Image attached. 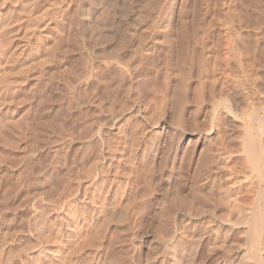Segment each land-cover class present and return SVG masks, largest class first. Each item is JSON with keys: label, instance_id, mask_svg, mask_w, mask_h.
Returning a JSON list of instances; mask_svg holds the SVG:
<instances>
[{"label": "rangeland", "instance_id": "obj_1", "mask_svg": "<svg viewBox=\"0 0 264 264\" xmlns=\"http://www.w3.org/2000/svg\"><path fill=\"white\" fill-rule=\"evenodd\" d=\"M0 1V74L16 81L0 75V264H176L156 242L171 233L180 236L182 264H253L241 216L253 207L255 189L244 178L251 169L241 141L251 93L257 107L264 102V0ZM55 10L63 11L60 21ZM94 24L109 29L104 38ZM191 24L200 43L190 40ZM221 98L241 120L220 108L210 131Z\"/></svg>", "mask_w": 264, "mask_h": 264}, {"label": "bare ground", "instance_id": "obj_2", "mask_svg": "<svg viewBox=\"0 0 264 264\" xmlns=\"http://www.w3.org/2000/svg\"><path fill=\"white\" fill-rule=\"evenodd\" d=\"M3 1V0H2ZM31 1V0H30ZM48 1V0H47ZM54 1V0H53ZM57 1V0H56ZM55 1V2H56ZM64 1V3H65V0H63ZM62 1V2H63ZM92 1V0H91ZM104 1V0H103ZM116 1V0H115ZM117 1H119V0H117ZM116 1V2H117ZM121 1V0H120ZM123 1V0H122ZM126 1H128V0H126ZM129 1H131V0H129ZM128 1V2H129ZM135 1V0H134ZM153 1V0H152ZM152 1H150L151 3H152ZM155 1V0H154ZM161 1V0H160ZM1 2V1H0ZM16 2V1H15ZM14 2V3H15ZM32 2V1H31ZM67 2V1H66ZM93 2V1H92ZM109 2V1H108ZM159 2V1H158ZM181 2H185V1H182L181 0ZM180 2V3H181ZM22 3V2H21ZM24 3V2H23ZM27 3V5H28V2H26ZM51 3H52V1H51ZM68 4L69 3H71V1L70 2H67ZM110 3V2H109ZM112 3H115L114 1L112 2ZM121 3V2H120ZM125 3V2H124ZM123 3V4H124ZM146 3V2H145ZM144 3V4H145ZM156 3H157V0H156ZM183 3H181V4H183ZM263 3V2H262ZM25 4V3H24ZM36 4V3H35ZM74 4V3H73ZM90 4V3H89ZM104 4V3H103ZM107 4V3H106ZM126 5L127 4H129V3H125ZM143 4V3H142ZM154 4H155V2H154ZM180 4V5H181ZM186 4H187V1H186ZM259 4H261V3H259ZM8 5H9V3H8ZM11 5V4H10ZM17 5V4H16ZM43 5V4H42ZM50 5V4H49ZM53 5V7L55 6V4H52ZM57 5V4H56ZM60 5V4H59ZM95 5V4H94ZM111 5H114V4H111ZM117 5V4H116ZM130 5V4H129ZM131 5H132V3H131ZM188 5V4H187ZM24 6V5H23ZM64 6V5H63ZM66 6V5H65ZM115 6V5H114ZM113 6V7H114ZM125 6V5H124ZM128 6V5H127ZM140 6V5H139ZM146 6V5H145ZM184 6H185V4H184ZM51 7V6H50ZM102 7H104V6H102ZM112 7V8H113ZM190 7V6H189ZM255 7V6H254ZM257 7V6H256ZM35 9L36 8H38V7H34ZM48 8V7H47ZM108 8V7H107ZM116 8V7H115ZM122 8V7H121ZM124 8H126V6L124 7ZM127 8H129V7H127ZM132 8V7H131ZM142 8V7H141ZM181 8V7H180ZM6 9V8H5ZM10 9V8H9ZM33 9V8H32ZM60 9V8H59ZM61 9H63V8H61ZM103 9V8H102ZM105 9V8H104ZM130 9V8H129ZM155 9V8H154ZM250 9V8H249ZM24 10H25V8H24ZM29 10H30V7H29ZM37 10V9H36ZM48 10V9H47ZM52 10V9H51ZM95 10V9H94ZM109 10V9H108ZM113 10H114V8H113ZM127 10V9H126ZM257 10V9H256ZM264 10V9H263ZM14 11V10H13ZM32 11V10H31ZM31 11H30V13H31ZM56 11V10H55ZM100 11V10H99ZM116 11V10H115ZM131 11V10H130ZM258 11V10H257ZM23 12V11H22ZM41 12V11H40ZM101 12V11H100ZM121 12V15L122 14H124V13H122V11H120ZM231 12V11H230ZM25 12H23V14H24ZM27 13H29V12H27ZM33 13V12H32ZM65 13V12H64ZM70 13V12H69ZM86 13V12H85ZM94 13V12H93ZM248 13V12H247ZM263 13V12H262ZM5 14V13H4ZM18 14V13H17ZM63 14V11H56V15L54 16V14H53V18H55V21L58 19V17L60 16L61 17V15ZM73 14H74V12H73ZM88 14V13H87ZM90 14V13H89ZM119 14V13H118ZM179 14L181 15V13L179 12ZM255 14V13H254ZM2 15H3V13H2ZM9 15H11V14H9ZM19 15H21V11H20V14ZM34 16H35V14H33ZM33 15H29V16H33ZM37 15H39V14H37ZM36 15V16H37ZM41 15V14H40ZM43 15V14H42ZM67 15V14H66ZM103 15V14H102ZM128 14L127 13H125V16H127ZM183 15H186L187 16V14H185V12H183ZM260 15V14H259ZM262 15V14H261ZM13 16H16V14L15 15H13ZM24 16V15H23ZM47 16V15H46ZM45 16V17H46ZM71 16V15H70ZM105 16V15H104ZM108 16V15H107ZM116 16V15H115ZM123 16V15H122ZM22 17V16H21ZM41 17V16H40ZM73 17V16H72ZM78 17H79V15H78ZM77 17V18H78ZM180 17V16H179ZM250 17V16H249ZM263 17V16H262ZM9 18V17H8ZM31 18V17H30ZM43 18V17H42ZM47 18V17H46ZM52 18V17H51ZM115 18V17H114ZM126 18H128V17H126ZM125 18V19H126ZM182 18V17H181ZM184 19H185V17H183ZM191 18H193V17H191ZM202 18V17H201ZM10 19V18H9ZM12 19V18H11ZM19 19V18H18ZM17 18H16V20H18ZM23 19H25V18H23ZM33 19V18H32ZM48 19V18H47ZM193 19H195V18H193ZM0 20H1V18H0ZM15 20V21H16ZM34 20H36V19H34ZM34 20H32V22L34 21ZM53 20V19H52ZM59 20V19H58ZM73 20H74V18H73ZM79 20V19H78ZM186 20V19H185ZM225 20V19H224ZM223 20V21H224ZM252 20V19H251ZM256 20V19H255ZM49 21H50V16H49ZM60 21V20H59ZM92 21V20H91ZM127 21V20H126ZM153 21V20H152ZM184 21V20H183ZM187 21V20H186ZM189 21V20H188ZM215 21V20H214ZM1 22H3V21H1ZM30 22H31V19H30ZM30 22H29V24H30ZM58 22V21H57ZM73 22V21H72ZM71 22V24H73ZM82 22V21H81ZM101 22V21H100ZM123 20H122V22H121V24L120 23H118L119 25H118V28L117 29H115V33L116 34H118V35H121V37L125 34V32H124V30H125V27H124V24H123ZM185 22V21H184ZM198 22V21H197ZM213 22V21H212ZM215 22H217V21H215ZM256 22V21H255ZM254 22V23H255ZM13 23V22H12ZM11 23V24H12ZM61 23H63V22H61ZM76 23V22H75ZM79 23V22H78ZM83 23V22H82ZM127 23V22H126ZM128 23H130L131 24V22H128ZM127 23V24H128ZM188 23V22H187ZM186 22H185V24H187ZM191 23V22H190ZM195 23V22H194ZM208 23V22H207ZM253 23V22H252ZM5 24V23H4ZM10 24V23H9ZM26 24V23H25ZM33 24H34V22H33ZM39 23H37V24H34V25H38ZM45 25L44 26H46L47 28H48V26H47V24H48V22H45L44 23ZM80 24V23H79ZM86 24V23H85ZM107 24V23H106ZM105 24V25H106ZM114 24V22L111 24V25H113ZM117 24V23H116ZM133 24V23H132ZM7 25H8V22H7ZM115 25V24H114ZM126 25V24H125ZM182 25V24H181ZM192 25V27H190V28H192L191 30L192 31H190V37H192L191 39L186 35V34H184L185 32H186V30L189 28V27H187L186 28V26H188V24L185 26V28H184V31H182L183 33H182V35L184 34V35H186L190 40H192L193 39V41L195 42V41H197L198 40V37H199V35L200 34H198L197 33V31L199 30L198 28H197V26L196 25H194V24H191ZM190 25V26H191ZM232 25V24H231ZM255 25V24H254ZM38 26H40V25H38ZM37 26V27H38ZM71 26V25H70ZM78 26V25H77ZM77 26H76V28H77ZM81 26H82V24H81ZM92 26V25H91ZM102 26H103V24H102ZM102 26L100 25V24H94V29H96L97 31L99 30H101L102 29ZM127 26H129V24L127 25ZM135 26V25H134ZM149 26H151V25H149ZM155 26V25H154ZM153 26V27H154ZM253 26V25H252ZM20 27V26H19ZM89 27H90V25H89ZM106 27V26H105ZM115 27V26H114ZM117 27V26H116ZM133 27V26H132ZM131 27V28H132ZM152 27V26H151ZM262 27V26H261ZM6 28V27H5ZM17 28V27H16ZM15 28V29H16ZM31 28V27H30ZM82 28V27H81ZM90 28H92V27H90ZM136 28V27H135ZM253 28V27H252ZM40 30H41V27L39 28ZM39 29L37 28L36 29V31L38 30V32H39ZM44 29V28H43ZM56 29H58V28H56ZM71 29V28H70ZM87 29V28H86ZM112 29V28H111ZM139 29V28H138ZM198 29V30H197ZM263 29V28H262ZM4 30V29H3ZM72 30V29H71ZM88 30V29H87ZM96 30H95V32H96ZM105 30V29H104ZM103 29L101 30V32H99V35L101 36V38H104L105 36H106V31L107 30H109V29H107L106 31H105V33H102V31H104ZM148 30V29H147ZM7 31V30H6ZM12 31H13V29H12ZM84 31V30H83ZM91 32H92V35L91 36H93V31L94 30H90ZM111 31V30H110ZM209 31V30H208ZM260 31V30H259ZM52 32V31H51ZM56 32V31H55ZM72 32H73V30H72ZM87 32H89V31H87ZM95 32H94V37H92V38H96L95 37ZM113 32H114V29H113ZM112 32V33H113ZM3 33H5V31L3 32ZM11 33V32H10ZM37 33V32H36ZM71 33V32H70ZM107 33H110V32H107ZM134 33V32H133ZM139 33V32H138ZM137 33V34H138ZM202 33H204V32H202ZM201 33V34H202ZM40 34V33H39ZM66 34V33H65ZM72 34V33H71ZM86 34H88V33H86ZM111 34V33H110ZM109 34V35H110ZM4 35V34H3ZM7 35V34H6ZM42 35V34H41ZM108 34H107V38H108V36H109ZM134 35V34H133ZM189 35V34H188ZM260 35H261V33H260ZM264 35V34H263ZM2 36V35H1ZM30 36V35H29ZM35 36V35H34ZM58 36V35H57ZM74 36V35H73ZM77 36H79V35H77ZM114 36H116V35H114ZM130 36V35H129ZM131 36H132V34H131ZM203 35H201V37H202ZM233 36V35H232ZM41 37V36H40ZM51 37V36H50ZM69 37H71V36H69ZM120 37V38H121ZM184 37V36H183ZM201 37H199V39H203V38H201ZM205 37H206V35H205ZM204 37V38H205ZM30 38V37H29ZM28 38V39H29ZM64 38V37H63ZM88 38V37H87ZM106 38V39H107ZM112 38V37H111ZM187 38V39H188ZM39 39V38H38ZM37 39V40H38ZM58 39V38H57ZM66 39V38H65ZM71 39V38H70ZM79 39V38H78ZM80 39H82V37L80 38ZM96 39H98V38H96ZM95 39V40H96ZM108 39H110V38H108ZM131 39V38H130ZM129 39V40H130ZM185 39V38H184ZM46 40V39H45ZM76 40V39H75ZM91 40V39H90ZM204 40V39H203ZM60 41V40H59ZM69 41V40H68ZM78 41V40H77ZM89 41V40H88ZM97 41V40H96ZM101 41V40H100ZM118 41H120V39L118 40ZM124 41H125V39H124ZM185 41V40H184ZM200 41V40H199ZM199 41H197V42H199ZM31 42V41H30ZM54 42H55V40H54ZM61 42H63V41H61ZM76 42V41H75ZM102 42H104V41H102ZM180 42V41H179ZM196 42V43H197ZM201 42V41H200ZM199 42V43H200ZM203 42V41H202ZM19 43V42H18ZM28 43V42H27ZM37 43V42H36ZM92 43V42H91ZM205 43V42H204ZM29 44H31V43H29ZM33 44V43H32ZM31 44V45H32ZM38 44V43H37ZM49 44V43H48ZM54 44V43H53ZM56 44H57V41H56ZM55 44V45H56ZM60 44V43H59ZM105 44V43H104ZM185 44V43H184ZM188 44V43H187ZM206 44V43H205ZM54 45V46H55ZM69 45V44H68ZM121 45V44H120ZM123 45V44H122ZM175 45V44H174ZM193 45V44H192ZM195 45V44H194ZM192 46L193 47V49H194V47L196 48V46ZM199 45V44H198ZM201 45H203L202 43H201ZM201 45H199V46H201ZM229 45V44H228ZM227 45V46H228ZM35 46V45H34ZM38 46H39V44H38ZM43 46V45H42ZM46 46V45H45ZM50 46V45H49ZM101 46H103V44L101 45ZM107 46V45H106ZM117 46V45H116ZM124 46V45H123ZM142 46V45H141ZM153 46V45H152ZM188 46V45H187ZM44 47V46H43ZM64 47V46H63ZM69 47V46H68ZM95 47V46H94ZM93 47V48H94ZM191 47V48H192ZM229 47V46H228ZM233 47V46H232ZM38 48H40V47H38ZM38 48H36L35 47V49H34V47L32 48V50L34 49L35 50V52L37 51L38 52ZM56 48V47H55ZM185 48H186V46H185ZM190 48V47H189ZM230 48V47H229ZM37 49V50H36ZM50 49V48H49ZM52 49H53V47H52ZM68 49V48H67ZM122 49H124V48H122ZM197 49H198V46H197ZM197 49H194V50H196V52H197ZM204 49V48H203ZM203 49H201L202 51H203ZM43 50H44V48H43ZM42 50V51H43ZM47 50H48V48H47ZM82 50V49H81ZM116 50V49H115ZM140 50V49H139ZM145 50V49H144ZM178 50V49H177ZM193 50V51H194ZM200 50V49H199ZM200 50V52H202ZM241 50V49H240ZM239 50V51H240ZM1 51V50H0ZM24 51V50H23ZM46 51V50H45ZM97 51V50H96ZM96 51H94V52H96ZM117 51V50H116ZM185 50H183V52H184ZM205 51V50H204ZM203 51V53H206V52H204ZM225 51V50H224ZM229 51V50H228ZM236 51V50H235ZM36 52V53H37ZM64 52V51H63ZM83 52H84V50H83ZM106 51L104 50V52H103V54H102V56H103V59H105L106 58V53H105ZM108 52H110V51H108ZM185 52H187V51H185ZM188 52H190V51H188ZM234 52V51H233ZM18 53V52H17ZM61 53V52H60ZM93 53V52H92ZM117 53V52H116ZM191 53H192V51L190 52V56H191ZM199 53V52H198ZM202 53V54H203ZM24 54V53H23ZM63 54V53H62ZM141 54H143V53H141ZM193 54H195V55H197L196 53H193ZM225 54V53H224ZM40 55V54H39ZM49 55V54H48ZM82 55V54H81ZM92 55H94V54H92ZM95 55H96V53H95ZM100 55V54H99ZM120 55V54H119ZM186 55H188V54H186L185 53V56ZM206 55V54H205ZM205 55H204V57H205ZM209 54H207V56H208ZM240 55V54H239ZM253 55H254V53H253ZM32 56H34V55H32ZM46 56V55H45ZM85 56V55H84ZM189 56V57H190ZM207 56L205 57V58H207ZM224 56V55H223ZM40 56H38V58H39ZM90 57V56H89ZM97 58H98V56H96ZM109 57H110V53H109ZM131 57V56H130ZM165 57V56H164ZM173 57V56H172ZM192 57H195V56H193L192 55ZM192 57H190V58H192ZM258 57V56H257ZM41 58V57H40ZM61 58V57H60ZM65 58V57H64ZM81 58V57H80ZM96 58V59H97ZM101 58V56L99 57V59ZM119 58V57H118ZM117 58V60H119ZM197 58H200V57H197ZM217 58V57H216ZM236 58V57H235ZM30 59V58H29ZM62 59V58H61ZM94 59V58H93ZM108 60H109V58H107ZM106 59V60H107ZM112 59V58H111ZM121 59V58H120ZM201 59H202V55H201V58H200V61H201ZM215 59V58H214ZM10 60V59H9ZM32 60V59H31ZM73 60V59H72ZM89 60H91V59H89ZM101 60V59H100ZM166 60H167V58H166ZM185 60H186V58H185ZM195 60V58L193 59V61ZM208 60H209V58H208ZM216 60V59H215ZM221 60V59H220ZM30 61V60H29ZM58 61V60H57ZM62 61V60H61ZM64 61H66V60H64ZM102 61V60H101ZM120 61V60H119ZM122 61H123V59H122ZM144 61V60H143ZM184 61V60H183ZM192 60L190 61V62H193ZM200 61H197L198 63L200 62ZM210 61V60H209ZM212 61V60H211ZM218 61V60H217ZM225 61V60H224ZM4 62H6L5 60H4ZM59 62V61H58ZM68 62V61H67ZM85 62V61H84ZM90 62V61H89ZM103 62H105L104 60H103ZM106 62H108V61H106ZM155 62V61H154ZM196 62V61H195ZM88 63V62H87ZM95 63V62H94ZM100 63V62H99ZM115 63V62H114ZM118 63V62H117ZM120 63H121V61H120ZM130 63V62H129ZM148 64H149V62H147ZM224 63V62H223ZM104 64V63H103ZM108 64V63H107ZM110 64V63H109ZM123 64V63H122ZM121 64V65H122ZM127 64V63H126ZM144 64V63H143ZM147 64V65H148ZM183 64V63H182ZM195 64V63H194ZM206 64V63H205ZM208 64V63H207ZM213 64H214V62H213ZM215 64H217L216 62H215ZM5 65H6V63H5ZM43 65H45V64H43ZM93 65V64H92ZM105 65V64H104ZM212 65V64H211ZM12 66V65H11ZM27 66V65H26ZM25 66V67H26ZM39 66V65H38ZM106 66V65H105ZM119 66V65H118ZM124 66H125V63H124ZM161 66V65H160ZM166 66V65H165ZM183 66H185V65H183ZM187 66V65H186ZM15 67V66H14ZM35 67V66H34ZM65 67H67V66H65ZM88 68H89V66H87ZM98 67V66H97ZM107 67V66H106ZM178 67V66H177ZM181 67V66H180ZM199 67H201V65H200V63L198 64V68ZM204 67H205V65H203V69H204ZM209 66H207V68H208ZM212 67V66H211ZM214 67V66H213ZM215 67H216V65H215ZM7 68V67H6ZM16 68H18L17 66H16ZM64 68V67H63ZM78 68V67H77ZM175 68V67H174ZM189 68H190V66H189ZM217 68V67H216ZM216 68H214V71H215V69ZM76 69V68H75ZM90 69V68H89ZM135 69V68H134ZM181 69V68H180ZM187 69H188V67H187ZM200 69H202V68H200ZM200 69H198V71L200 72ZM202 69V70H203ZM223 69V68H222ZM32 70H34V69H32ZM79 70V69H78ZM86 70V69H85ZM91 70V69H90ZM97 70V69H96ZM128 70V69H127ZM136 70V69H135ZM178 70H179V67H178ZM56 71V70H55ZM64 71H66V70H64ZM93 71H94V69H93ZM92 71V72H93ZM120 71V70H119ZM138 71V70H137ZM168 71V70H167ZM180 71V70H179ZM190 71H191V68H190ZM197 71V72H198ZM203 71H205V69L203 70ZM207 71V70H206ZM208 71H209V69H208ZM217 71V70H216ZM7 72V71H6ZM16 72V71H15ZM23 72V71H22ZM45 72V71H44ZM47 72V71H46ZM63 72V71H62ZM67 72V71H66ZM68 72H69V70H68ZM73 72V71H72ZM77 72V71H76ZM80 72V71H79ZM81 72H83V71H81ZM80 72V73H81ZM90 72V71H89ZM88 72V73H89ZM134 72V71H133ZM170 72V71H169ZM221 72V71H220ZM18 73V72H17ZM41 73V72H40ZM78 73V72H77ZM91 73V72H90ZM106 73V72H105ZM149 73V72H148ZM166 73H168V72H166ZM173 73V72H172ZM172 73H171V75H172ZM180 73V72H179ZM182 73V72H181ZM183 73H185L184 71H183ZM201 73V72H200ZM199 73V74H200ZM20 74L22 75V73L20 72ZM26 74V73H25ZM45 74V73H44ZM60 74V73H59ZM73 74V73H72ZM86 74V73H85ZM85 74H83L82 73V75H83V77H84V75ZM202 74V73H201ZM204 74V76H205V72L203 73ZM202 74V75H203ZM227 74V73H226ZM229 74V73H228ZM0 75H5V77H7L6 76V74H3V73H1ZM27 75V74H26ZM51 75V74H50ZM74 75V74H73ZM90 75V74H89ZM139 75V74H138ZM168 75H169V73H168ZM190 75V74H189ZM201 75V76H202ZM208 75V74H207ZM238 75V74H237ZM241 75V74H240ZM23 76H24V74H23ZM47 76V75H46ZM69 76H70V74H69ZM72 76V75H71ZM104 76V75H103ZM150 76V75H149ZM186 76V75H185ZM209 76V75H208ZM10 77V76H9ZM53 77V76H52ZM59 77V76H58ZM76 77H78V76H76ZM82 77V78H83ZM130 77V76H129ZM133 77V76H132ZM145 77V76H144ZM169 77V76H168ZM196 77H199V75L197 76L196 75ZM211 77V76H210ZM213 77V76H212ZM217 77H219V74H218V76ZM15 78V77H14ZM64 78V77H63ZM72 78V77H71ZM74 78H75V75H74ZM93 78V77H92ZM107 78V77H106ZM147 78V77H146ZM149 78V77H148ZM183 77H181V79H182ZM186 79H187V76L185 77ZM203 78H205V77H203ZM17 79V78H16ZM27 79H29V77H24V79H21V81L22 82H26V80ZM66 79H68V77L66 78ZM79 79V77L78 78H76V80H78ZM87 79H88V75H87ZM86 79V80H87ZM133 79V78H132ZM143 79V78H142ZM212 79H214V78H212ZM218 79V78H217ZM261 79V78H260ZM2 81H3V79H1ZM11 80V79H10ZM53 80V79H52ZM75 80V79H74ZM102 80H104V78H102ZM109 80V79H108ZM134 80V79H133ZM132 80V81H133ZM147 80V79H146ZM165 80H168V78L167 79H165ZM201 80H203V79H201ZM208 80V79H207ZM5 81H6V83L9 81L8 80V77H7V80L5 79ZM21 81H19V82H21ZM81 80L79 79V82H80ZM83 81V80H82ZM106 81V80H105ZM185 82H186V80H184ZM199 81H200V79H199ZM204 81H206V80H204ZM211 81H216V79H214V80H211ZM210 81V82H211ZM218 81V80H217ZM10 82V81H9ZM8 82V83H9ZM14 82H16V81H14ZM14 82H12V83H9V84H11V86H12V84L14 83ZM30 82V81H29ZM52 82V81H51ZM68 82V81H67ZM76 82V81H75ZM78 82V83H79ZM84 83L85 82H87V81H83ZM142 82V81H141ZM166 82V81H165ZM169 82V81H168ZM209 82V83H210ZM219 82V81H218ZM222 82V81H221ZM2 83H4V81L2 82ZM17 83H18V80H17ZM200 83H201V81H200ZM204 83V82H203ZM227 83V82H226ZM65 84V83H64ZM75 84V83H74ZM76 84H77V82H76ZM80 84V83H79ZM78 84V85H79ZM145 84V83H144ZM143 84V85H144ZM168 84V83H167ZM166 84V85H167ZM180 84H181V86H183L184 85V82L183 83H181L180 82ZM186 84H187V82H186ZM214 84V83H213ZM222 84H224V83H222ZM221 84V85H222ZM16 86V88H17V85L18 84H15ZM68 85V84H67ZM66 85V86H67ZM129 85V84H128ZM135 85V84H134ZM142 85V84H141ZM6 86V85H5ZM10 86V85H9ZM72 86V85H71ZM76 86V85H75ZM80 86V85H79ZM114 86V85H113ZM130 86V85H129ZM136 86V85H135ZM145 86H146V84H145ZM201 86V85H200ZM205 86H206V83H205ZM212 86V85H211ZM225 86V85H224ZM0 87H2V86H0ZM8 86H6V88H7ZM15 87H12V88H14L13 90H15ZM19 87V86H18ZM56 87V86H55ZM65 87V86H64ZM72 87H74V85L72 86ZM134 87V86H133ZM137 87V86H136ZM161 87V86H160ZM231 87H232V85H231ZM4 88V87H3ZM44 88V87H43ZM46 88H48V87H46ZM82 88H84V87H81V89ZM106 88V87H105ZM181 88V87H180ZM182 88H184V87H182ZM218 88H220V87H218ZM225 88V87H224ZM11 89V88H10ZM66 89H68V87L66 88ZM80 89V88H79ZM84 89H87L86 87L84 88ZM186 89V88H185ZM234 89V88H233ZM23 90V89H22ZM52 90V89H51ZM71 90L72 89H70V92H71ZM103 90H104V88H103ZM157 90V89H156ZM4 91V90H3ZM6 91V90H5ZM4 91V92H5ZM20 91V90H19ZM28 91V90H27ZM48 91V90H47ZM215 91H216V89H215ZM229 91V90H228ZM262 91V90H261ZM264 91V90H263ZM9 92V91H8ZM7 92V93H8ZM12 92V91H11ZM16 92V91H15ZM83 92V91H82ZM96 92V91H95ZM212 92V91H211ZM223 92V91H222ZM235 92V91H234ZM246 92V91H245ZM253 92V91H252ZM258 92H260V91H258ZM14 93V92H13ZM18 93V92H17ZM42 93V92H41ZM45 93H46V91H45ZM48 93V92H47ZM52 93V92H51ZM63 93H64V91H63ZM104 93V92H103ZM107 93V92H106ZM174 93V92H173ZM213 93H215V92H213ZM242 93V92H241ZM250 93V92H249ZM254 93V92H253ZM67 94V93H66ZM78 94V93H77ZM105 94V93H104ZM212 94V93H211ZM218 94H219V90H218ZM229 94V93H228ZM245 94V93H244ZM256 94V93H255ZM34 95V94H33ZM43 95V94H42ZM81 94L79 93V96H80ZM86 95V94H85ZM162 95V94H161ZM254 94H252L251 93V114H249L250 115V123H247V122H245V123H243V125H244V127H245V133L243 132L244 131V129H242V127H243V125H241V129H242V134L244 135L243 137V141H241V142H243V145H242V143H240L242 146H244L243 147V149H244V153H245V155H246V158H247V161H248V165H249V168L251 169L250 170V174L249 175H247L246 177H244L245 179H249L250 180V182H251V184H252V187H251V189L253 188V191H254V189H255V193L252 191L251 193H254V195H255V198H254V196H253V199H254V203H253V207H251L250 209H248V208H246L247 210L245 211V213H243L242 214V216H241V214L239 215V216H241V217H243V218H245V220H246V222H244V223H246L247 224V230L245 229V231H246V233H248V232H250L251 233V238L250 239H252V244H251V248H250V253H251V257H253L254 258V262H253V264H264V100L262 101L263 103H260V105L257 107L256 106V103L255 102H257V100L255 101V99H256V96L254 95ZM263 95H264V93H263ZM27 96V95H26ZM158 96V95H157ZM232 96V95H231ZM246 96V95H245ZM258 96H259V94H258ZM62 97V96H61ZM78 97V96H77ZM83 97H84V95H83ZM106 97V96H105ZM108 97H109V95H108ZM162 97V96H161ZM217 97V96H216ZM219 97V96H218ZM255 97V98H254ZM262 97V96H261ZM1 98H2V96H1ZM28 98V97H27ZM166 98V97H165ZM227 98V97H226ZM258 98V97H257ZM41 99H43V97L41 98ZM45 99V98H44ZM104 99V98H103ZM186 99V98H185ZM244 99V98H243ZM260 99V98H259ZM258 99V100H259ZM4 100V99H3ZM46 100V99H45ZM44 100V101H45ZM169 100V99H168ZM261 100V99H260ZM259 100V101H260ZM42 101V100H41ZM47 101V100H46ZM45 101V102H46ZM94 101H95V99H94ZM185 101V100H184ZM183 101V102H184ZM189 101V100H188ZM215 101V100H214ZM250 101V100H249ZM43 102V101H42ZM104 102V101H103ZM218 102V101H217ZM221 102L222 103H219V104H216V105H214L213 106V110H214V116H213V121H212V123H211V127H210V131L211 130H213V128H215V127H217V126H215L214 127V125H215V122H214V120L216 121V118H217V115H218V112H220V111H222V110H224L229 116H231V119L232 120H239L240 118H241V116L239 115V114H237V112L232 108V105H231V103L229 102V101H222V98H221ZM246 102V101H245ZM97 103V102H96ZM166 103V102H165ZM180 103V102H179ZM188 103V102H187ZM258 103V102H257ZM162 104V103H161ZM43 105V104H42ZM47 105V104H46ZM94 105H96V104H94ZM100 105V104H99ZM241 106V105H240ZM46 107V106H45ZM172 107V106H171ZM193 107V106H192ZM245 107V106H244ZM220 108L222 109V110H220ZM80 109V108H79ZM101 109V108H100ZM139 109V108H138ZM212 109V108H211ZM241 109H243V108H241ZM104 110V109H103ZM244 110H246L245 108H244ZM83 111V110H82ZM223 112V111H222ZM3 114H5V113H3ZM221 114V113H220ZM244 114H246V113H243L242 114V116L244 115ZM2 115V114H1ZM10 115V114H9ZM226 115V114H225ZM227 115V116H228ZM12 116V115H11ZM5 117V116H4ZM222 117V116H221ZM28 118V117H27ZM5 119V118H4ZM3 119V120H4ZM7 119V118H6ZM5 119V121H8V120H6ZM180 119V118H179ZM10 120V119H9ZM241 120V119H240ZM218 121V120H217ZM216 121V122H217ZM4 122V121H3ZM238 122H240V121H238ZM179 123V122H178ZM232 123V122H231ZM242 123V122H241ZM13 124H14V122H13ZM103 124V123H102ZM219 124V123H218ZM26 125V124H25ZM236 125V124H235ZM239 125H240V123H239ZM0 126H1V124H0ZM2 127V126H1ZM163 127V126H162ZM209 127V126H208ZM240 127V126H239ZM85 128V127H84ZM165 129H166V127H164ZM230 128V127H229ZM6 129V128H5ZM218 129V128H217ZM240 129V130H241ZM208 130V129H207ZM3 131V130H2ZM7 131V130H6ZM100 131V130H99ZM193 131V130H192ZM219 131H220V129H219ZM90 132V131H89ZM213 132V131H212ZM221 132V131H220ZM216 133V132H215ZM209 134V133H208ZM242 134H241V136H242ZM100 135V134H99ZM159 135H160V133H159ZM162 135V134H161ZM195 135V134H194ZM219 135V134H218ZM217 135V136H218ZM102 136V135H101ZM212 136L213 135H211V136H209V137H211L212 138ZM205 137V136H204ZM220 137V136H219ZM87 138H88V136H87ZM214 138V137H213ZM216 138H218V137H216ZM237 138V137H236ZM102 139H103V137H102ZM218 139H220V138H218ZM241 139V138H240ZM211 140V139H210ZM214 140H217V139H213V141ZM218 141V140H217ZM102 142V141H101ZM222 142V141H221ZM218 142H216L215 141V145L217 144ZM102 144V143H101ZM219 144V143H218ZM216 145V146H219V145ZM234 144V143H233ZM41 145H43V144H41ZM45 145V144H44ZM89 145V144H88ZM214 145V146H215ZM102 146V145H101ZM213 146V147H214ZM228 146V145H227ZM42 147V146H41ZM220 147V146H219ZM106 148V147H105ZM215 148V147H214ZM218 148V147H217ZM34 149V148H33ZM40 149V148H39ZM42 149V148H41ZM100 151H102L101 149H99ZM216 150H221V148H218V149H216ZM235 150H237V149H235ZM241 150V149H240ZM99 151V152H100ZM168 151V150H167ZM34 152V151H33ZM99 152H97V153H99ZM135 152V151H134ZM216 152V151H215ZM218 153H221V151H217ZM222 152H223V150H222ZM228 152H230V151H228ZM241 152H243V151H241ZM243 153V154H244ZM84 154V153H83ZM105 154V153H104ZM230 154V153H229ZM241 154V153H240ZM242 154V155H243ZM92 155V154H91ZM211 155V154H210ZM245 155H243V157L245 156ZM55 156V155H54ZM223 156H225V155H223ZM107 157V156H106ZM215 157V156H214ZM218 157V156H217ZM221 157V156H220ZM91 158V157H90ZM93 158V157H92ZM96 159V158H95ZM212 159H213V157H212ZM220 159V158H219ZM245 159V158H244ZM92 160V159H91ZM94 160V159H93ZM99 160V159H98ZM102 160V159H101ZM100 160V161H101ZM211 160V159H210ZM215 160V159H214ZM241 160V159H240ZM88 161V160H87ZM97 161V160H96ZM95 161V162H96ZM92 162V161H91ZM181 162V161H180ZM210 162V161H209ZM216 162H217V160H216ZM88 163V162H87ZM57 164V163H56ZM218 164V163H217ZM216 164V165H217ZM89 165H90V163H89ZM215 165V164H214ZM91 166V165H90ZM190 166V165H189ZM196 166V165H195ZM221 166V165H220ZM232 166V165H231ZM235 166V165H234ZM200 167V166H199ZM205 167V166H204ZM216 168H217V166H215ZM137 168V167H136ZM171 168V167H170ZM214 168V167H213ZM225 168V167H224ZM93 169V168H92ZM150 169V168H149ZM218 169V168H217ZM228 170V169H227ZM160 171V170H159ZM231 171H232V169H231ZM205 172V171H204ZM238 172V171H237ZM246 172V171H245ZM214 173V172H213ZM232 173H234V172H232ZM244 173V172H243ZM210 174H212V173H209V175ZM237 174V173H236ZM202 175V174H201ZM206 175V174H205ZM208 175V176H209ZM215 174H213V175H210V177L208 178L209 179V181L211 182V185L212 184H214V182H215V180H216V175L214 176ZM233 175V174H232ZM246 175V174H245ZM158 177V176H157ZM185 177V176H184ZM203 177V176H202ZM229 177V176H228ZM227 177V178H228ZM206 178H207V175H206ZM81 179V178H80ZM195 179V178H194ZM197 179V178H196ZM238 179V178H237ZM236 179V182H239L238 180ZM242 179V178H241ZM240 180V179H239ZM133 181V180H132ZM205 181V180H204ZM203 181V182H204ZM219 180H217V182H218ZM195 182V181H194ZM200 182H201V180H200ZM249 182V181H248ZM239 183H241V182H239ZM196 184V183H195ZM216 184V183H215ZM238 184V183H237ZM205 186V185H204ZM209 186H210V184H209ZM213 186L214 185H212L211 187L213 188ZM210 187V188H211ZM211 188V189H212ZM223 188V187H222ZM238 188V187H237ZM220 189H221V187H220ZM227 190V189H226ZM229 190V189H228ZM237 190V189H236ZM234 191V190H233ZM199 192V191H198ZM204 192H206V191H204ZM203 192V193H204ZM226 192V191H225ZM197 193V192H196ZM195 193V194H196ZM211 193V192H210ZM227 193V192H226ZM225 193V195L227 196V194ZM234 193V192H233ZM144 194V193H143ZM199 194V193H198ZM216 194V193H215ZM207 195V194H206ZM224 195V196H225ZM229 195V194H228ZM230 196H231V194H230ZM236 196H237V194H236ZM235 196V197H236ZM171 198V197H170ZM222 198H223V196H222ZM225 198H229V196L228 197H225ZM230 199V198H229ZM228 199V200H229ZM236 199V198H235ZM252 199V200H253ZM221 200V199H220ZM224 200V199H223ZM227 200V199H226ZM164 201V200H163ZM211 201V200H210ZM250 201V200H249ZM236 202V201H235ZM189 203V202H188ZM233 203V202H232ZM231 203V204H232ZM251 203V204H252ZM201 205V204H200ZM209 205V204H208ZM232 205H234V204H232ZM240 205V204H239ZM238 205V206H239ZM198 206V205H197ZM237 206V205H236ZM235 206V207H236ZM233 207V206H232ZM235 207H234V209H235ZM248 207V206H247ZM192 208V207H191ZM195 208V207H194ZM205 208V207H204ZM237 208V207H236ZM245 208V207H244ZM239 209V208H238ZM164 210V209H163ZM232 210H233V208H232ZM237 210V209H236ZM158 211V210H157ZM225 211V210H224ZM235 211V210H234ZM226 212V211H225ZM240 212V211H239ZM170 213V212H169ZM206 213V212H205ZM241 213V212H240ZM245 214V215H244ZM173 215V214H172ZM220 215V214H219ZM244 215V216H243ZM164 218V217H163ZM243 218H241L242 219V221H243ZM211 219V218H210ZM226 220V219H225ZM229 220V219H228ZM232 221V220H231ZM234 222V221H233ZM210 223V222H209ZM235 224H237V223H235ZM235 224H232V226H234ZM207 225H208V221H207ZM230 225V224H229ZM209 226V225H208ZM236 226V225H235ZM237 227V226H236ZM163 228V227H162ZM230 228V227H229ZM238 228H240V227H238ZM160 229V228H159ZM169 230V229H168ZM214 230V229H213ZM220 230V229H219ZM162 231V230H161ZM181 231V230H180ZM216 231V230H215ZM173 232V231H172ZM165 233V232H164ZM171 233V232H170ZM179 233V232H178ZM168 234V233H167ZM172 234V233H171ZM171 234H168V235H166V237H165V235H164V237L165 238H163V235H162V238H156V242L157 243H159V245L160 244H164L165 246H164V248L166 249H168V255H171V253H172V256H174V258H175V260L173 259V257H171L174 261H176V264L178 263V264H182L181 262L182 261H178V260H176V257H179L178 255H176V251H178L177 250V246H178V244H177V242H179V240H178V238H180V236L178 235V237L175 235V234H173V235H171ZM169 235H171L170 237H168ZM247 235V234H246ZM250 236V235H249ZM168 237V238H167ZM155 239V238H154ZM200 239V238H199ZM181 243V242H180ZM176 244H177V246H176ZM250 245V244H249ZM157 246V245H156ZM161 247V246H160ZM197 247H198V245H197ZM156 248V247H155ZM166 250H164V252H165ZM155 252V251H154ZM249 253V254H250ZM156 254V253H155ZM160 254V253H159ZM178 254V253H177ZM164 255V254H163ZM167 255V256H168ZM244 255V254H243ZM246 255V254H245ZM152 256V255H151ZM154 256V255H153ZM152 256V257H153ZM249 256V255H248ZM154 257H156V256H154ZM157 258V257H156ZM246 258H247V256H246ZM245 257H244V259L243 260H245L246 259ZM152 259H154V258H152ZM178 259V258H177ZM180 259V258H179ZM249 259H251V258H249ZM249 259H247V260H249ZM253 261V260H252ZM249 262L250 261H247V264H249ZM173 263H175V262H173Z\"/></svg>", "mask_w": 264, "mask_h": 264}]
</instances>
